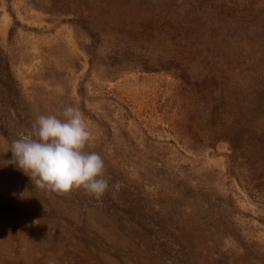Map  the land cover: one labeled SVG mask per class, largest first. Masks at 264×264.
<instances>
[{"label": "rangeland", "instance_id": "rangeland-1", "mask_svg": "<svg viewBox=\"0 0 264 264\" xmlns=\"http://www.w3.org/2000/svg\"><path fill=\"white\" fill-rule=\"evenodd\" d=\"M69 105L100 199L12 162ZM0 264H264V0H0Z\"/></svg>", "mask_w": 264, "mask_h": 264}, {"label": "clouds", "instance_id": "clouds-1", "mask_svg": "<svg viewBox=\"0 0 264 264\" xmlns=\"http://www.w3.org/2000/svg\"><path fill=\"white\" fill-rule=\"evenodd\" d=\"M62 93V89L57 87ZM93 141L86 119L76 106H66L58 114L39 115L31 133L11 142L10 151L17 169L27 175L35 187L66 194L83 189L96 199L109 188L105 165L95 151H86ZM119 191L121 185H112Z\"/></svg>", "mask_w": 264, "mask_h": 264}]
</instances>
